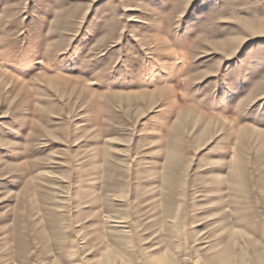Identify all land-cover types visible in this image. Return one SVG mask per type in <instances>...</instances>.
<instances>
[{
  "label": "rangeland",
  "instance_id": "obj_1",
  "mask_svg": "<svg viewBox=\"0 0 264 264\" xmlns=\"http://www.w3.org/2000/svg\"><path fill=\"white\" fill-rule=\"evenodd\" d=\"M262 20L0 0V264H264Z\"/></svg>",
  "mask_w": 264,
  "mask_h": 264
},
{
  "label": "bare ground",
  "instance_id": "obj_2",
  "mask_svg": "<svg viewBox=\"0 0 264 264\" xmlns=\"http://www.w3.org/2000/svg\"><path fill=\"white\" fill-rule=\"evenodd\" d=\"M249 28H251L252 30H254L256 32H264V20H262L261 22H259L257 26L249 25Z\"/></svg>",
  "mask_w": 264,
  "mask_h": 264
}]
</instances>
